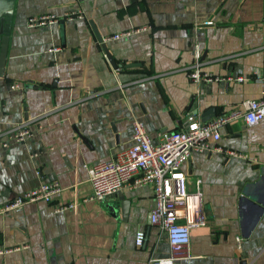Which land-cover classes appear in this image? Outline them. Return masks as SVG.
Wrapping results in <instances>:
<instances>
[{
  "label": "crops",
  "instance_id": "crops-1",
  "mask_svg": "<svg viewBox=\"0 0 264 264\" xmlns=\"http://www.w3.org/2000/svg\"><path fill=\"white\" fill-rule=\"evenodd\" d=\"M72 9L83 17L27 22ZM196 48L201 68L223 78H189ZM263 90L264 0H14L0 75V204L41 181L62 188L52 202L0 213V264H150L171 255L166 232L149 220L152 184L83 200L92 192L84 165L129 146L135 118L157 141L187 110L203 119L208 108L207 119L231 117L211 148L182 163L189 190L199 180L206 218L174 264H264V117L248 124L242 106ZM21 122L32 136L4 145ZM56 202L75 205L55 210Z\"/></svg>",
  "mask_w": 264,
  "mask_h": 264
},
{
  "label": "built area",
  "instance_id": "built-area-1",
  "mask_svg": "<svg viewBox=\"0 0 264 264\" xmlns=\"http://www.w3.org/2000/svg\"><path fill=\"white\" fill-rule=\"evenodd\" d=\"M73 17H83L82 10L72 9L61 15L54 12L30 15L27 22L31 26H36ZM143 28L116 32L106 38H118ZM52 49L57 50L59 47L55 46ZM200 55V50L196 48L194 61L187 69L189 78L196 83L223 78L203 70L200 66ZM237 79L241 80L242 76H238ZM242 106L243 116L248 124L260 121L264 117V90L258 97L244 99ZM230 117V114L220 113L209 119H202L199 114L187 110L183 115L185 123H180L175 129L159 132L157 141L152 140L140 119H133L132 142L129 146L116 151L107 159L84 165L92 184V192L83 200H101L113 195L123 186L135 187L151 183L155 203L150 209L149 220L166 232L172 253L166 257L149 258V263L174 264L176 250L190 241V229L203 224L206 218L199 180L196 187L189 190L182 163L193 150L202 151L211 148L208 139L218 138L219 126ZM31 136L32 132L26 123H15L9 128V134L3 144H8L9 139L20 142ZM215 148L225 150L229 155H241L231 148L220 146ZM61 188L55 180L41 181L0 204V213L38 199L52 202L54 195L60 192ZM74 205L75 202H56L53 206L55 210H64ZM144 238L145 231L137 230L135 243L141 245Z\"/></svg>",
  "mask_w": 264,
  "mask_h": 264
},
{
  "label": "water",
  "instance_id": "water-1",
  "mask_svg": "<svg viewBox=\"0 0 264 264\" xmlns=\"http://www.w3.org/2000/svg\"><path fill=\"white\" fill-rule=\"evenodd\" d=\"M13 5L14 0H0V75L3 71L5 55H6V48H7V41H8V32H9V22L11 15L13 13ZM96 35L99 41L102 42V37L96 32ZM102 46L104 48V52L110 62L115 65V61L107 51L105 45L102 42ZM213 112V108H208L204 112H202L203 119H207L210 117V114ZM238 264H245V261L242 260Z\"/></svg>",
  "mask_w": 264,
  "mask_h": 264
}]
</instances>
